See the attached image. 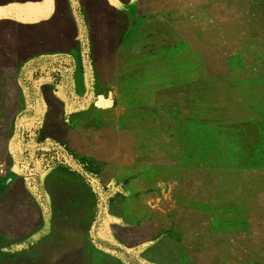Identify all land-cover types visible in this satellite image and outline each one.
I'll list each match as a JSON object with an SVG mask.
<instances>
[{
    "label": "rangeland",
    "instance_id": "374dc122",
    "mask_svg": "<svg viewBox=\"0 0 264 264\" xmlns=\"http://www.w3.org/2000/svg\"><path fill=\"white\" fill-rule=\"evenodd\" d=\"M58 12L59 52L24 50L26 27L0 39V76L30 98L0 163V264H264V0H67ZM62 107L102 130L107 161L38 139ZM55 164L91 187L73 216L43 189ZM19 177L45 204L26 237L4 229Z\"/></svg>",
    "mask_w": 264,
    "mask_h": 264
},
{
    "label": "crops",
    "instance_id": "0c3cea01",
    "mask_svg": "<svg viewBox=\"0 0 264 264\" xmlns=\"http://www.w3.org/2000/svg\"><path fill=\"white\" fill-rule=\"evenodd\" d=\"M62 3L66 4L67 0H0V39L6 34L13 33L14 27H26L30 31L27 36L31 44H25L24 50L30 53L32 51L36 55L39 52L51 54L59 52L60 37L57 24L58 11ZM54 20H56L55 29ZM16 60L14 63L11 61L10 65L19 66L22 59ZM4 64L8 63H0V65ZM38 99L42 100L41 97ZM29 100L19 76H0V141L3 140L5 146L2 149L0 145L2 164L12 161L10 148L13 147V142L14 144L17 142L14 135L16 120L19 116L27 115ZM21 126L26 128L27 124L21 123ZM25 131L27 133V130ZM35 133L40 140L66 143L68 149L75 155L85 158L95 157L103 162L108 160L107 137L102 130L91 127L86 122H79L78 114L65 117L63 107L60 112L56 114L49 112L47 117L42 118L39 130ZM105 170L109 171L108 165ZM41 180L43 189L45 188L46 192H51L55 197L52 202L57 204L64 202L62 204L67 205V211L73 212L72 216L76 211V205L82 199V196L77 194L90 195L92 192L85 179L60 164L45 170ZM4 198L2 210L6 218L5 233L20 231L21 235L26 237L37 231L44 223L46 218L44 208L31 193L23 178H16L10 184Z\"/></svg>",
    "mask_w": 264,
    "mask_h": 264
},
{
    "label": "trees",
    "instance_id": "16d2710c",
    "mask_svg": "<svg viewBox=\"0 0 264 264\" xmlns=\"http://www.w3.org/2000/svg\"><path fill=\"white\" fill-rule=\"evenodd\" d=\"M40 200H41V203H43V204H42V206H43V207H45V204H44V201H43V199H42V198H40Z\"/></svg>",
    "mask_w": 264,
    "mask_h": 264
},
{
    "label": "water",
    "instance_id": "95a60500",
    "mask_svg": "<svg viewBox=\"0 0 264 264\" xmlns=\"http://www.w3.org/2000/svg\"><path fill=\"white\" fill-rule=\"evenodd\" d=\"M7 181H8V179L5 180L4 184H6ZM2 186H3V184H2Z\"/></svg>",
    "mask_w": 264,
    "mask_h": 264
}]
</instances>
